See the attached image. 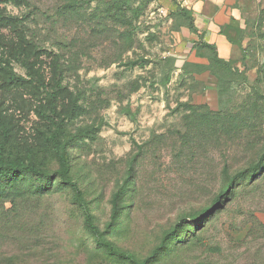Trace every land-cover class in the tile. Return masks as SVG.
Wrapping results in <instances>:
<instances>
[{
  "label": "rangeland",
  "instance_id": "obj_1",
  "mask_svg": "<svg viewBox=\"0 0 264 264\" xmlns=\"http://www.w3.org/2000/svg\"><path fill=\"white\" fill-rule=\"evenodd\" d=\"M25 1L0 0L5 158L30 154L52 174L41 111L57 89L63 113L79 96L68 133L85 136L71 174L102 238L135 262L98 245L69 189L27 175L0 186V264H142L174 228L179 238L150 264H264V0H127L131 24L108 12L121 0H79L74 11ZM212 47L226 70L209 68ZM1 65L27 82L10 84Z\"/></svg>",
  "mask_w": 264,
  "mask_h": 264
},
{
  "label": "trees",
  "instance_id": "obj_2",
  "mask_svg": "<svg viewBox=\"0 0 264 264\" xmlns=\"http://www.w3.org/2000/svg\"><path fill=\"white\" fill-rule=\"evenodd\" d=\"M14 2L16 4H21L24 2L28 4L27 1L23 0H4V2ZM79 0H67L63 8H69L74 11L77 9ZM129 8L127 0L114 1L108 10L111 16L118 22L123 24H131V22L126 21V9ZM177 14L188 17L189 19V29L192 32H198V28L194 22V16L192 10L187 8H180ZM22 34V33H21ZM207 44V43H206ZM208 46H211L207 44ZM212 55L209 56V68L213 69L217 67L219 69L226 70L228 68V61L224 60L218 55L217 48L212 47ZM1 69L4 71L7 76V80L10 84L24 85L27 80L22 75L17 74L12 67L1 65ZM169 81L167 78L166 83ZM58 89L50 93V104H48L47 110H42L41 115L49 123L47 131L44 133L45 139L48 142L53 155L55 156L58 167L52 173H48L44 169L38 167L30 154H27V158H18L16 161H11L5 158L4 144L0 145V186L4 184H13L18 178H24V176L30 175L32 177H37L40 181L45 184L52 185L55 182L60 185L62 188L69 189L73 194V200L80 207L84 208L85 222L87 226L91 229V232L96 236V241L98 245L106 250L110 255L115 256L119 259L135 262L134 257L124 251H120L115 248L112 243L102 238V234L98 227L93 221L94 215L90 213L89 209L86 207L87 202L84 199L82 189L80 188L77 181L73 178L72 172V159H71V149L76 147L81 140H84L83 130H79L75 134L68 133L69 127L73 122L79 118L83 113L84 105L80 103V97L75 96L72 98L71 105L69 110L66 113L59 111L55 104V98L57 95ZM198 106L189 105V108L193 109V113L196 114V109ZM218 116V113L215 111H208L206 117ZM264 160V157L261 158ZM258 166L253 165L250 169H245L237 174L233 175L225 190L221 195L218 196L216 202L209 208L205 209L204 214L211 212L214 206L220 203L223 196L228 195L233 181L241 180L252 176V172L257 170ZM224 172L229 175L226 167ZM129 180L127 179L126 183L117 191L113 197V214L112 221L118 217L119 214V202L122 198V195L127 191V185ZM177 228L172 229L167 235L163 237L159 245H157L151 252V254L142 262V264L152 263L160 254H162L168 247L169 240L171 238L178 239L180 235Z\"/></svg>",
  "mask_w": 264,
  "mask_h": 264
}]
</instances>
